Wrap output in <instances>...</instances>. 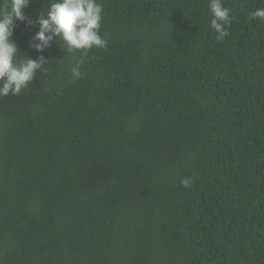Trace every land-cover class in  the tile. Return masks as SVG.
Segmentation results:
<instances>
[{"label": "trees", "instance_id": "trees-1", "mask_svg": "<svg viewBox=\"0 0 264 264\" xmlns=\"http://www.w3.org/2000/svg\"><path fill=\"white\" fill-rule=\"evenodd\" d=\"M97 2L80 79L57 41L0 96V264H264V0H221L222 40L209 0Z\"/></svg>", "mask_w": 264, "mask_h": 264}, {"label": "clouds", "instance_id": "clouds-1", "mask_svg": "<svg viewBox=\"0 0 264 264\" xmlns=\"http://www.w3.org/2000/svg\"><path fill=\"white\" fill-rule=\"evenodd\" d=\"M30 2L0 0V96H15L27 88L48 61L42 53L57 41L64 54L81 53L79 58L73 56L70 83L82 77L81 67L88 51L94 47H107V40L100 35L103 8L97 0H47V11L41 12L35 21L30 20L24 11ZM209 10L212 14L210 27L217 33L216 39L229 36L228 28L234 19L230 9L221 0H209ZM251 18L264 20V8L253 11ZM17 21L37 26L29 41V47L41 53L37 58L22 55L11 39ZM192 183L191 178L181 180L184 187Z\"/></svg>", "mask_w": 264, "mask_h": 264}]
</instances>
